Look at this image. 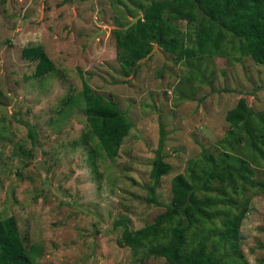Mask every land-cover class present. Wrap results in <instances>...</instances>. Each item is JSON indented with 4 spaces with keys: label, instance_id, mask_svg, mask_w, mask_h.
I'll return each instance as SVG.
<instances>
[{
    "label": "rangeland",
    "instance_id": "1",
    "mask_svg": "<svg viewBox=\"0 0 264 264\" xmlns=\"http://www.w3.org/2000/svg\"><path fill=\"white\" fill-rule=\"evenodd\" d=\"M148 1L0 0V212L14 216L27 249H39L34 264H166L148 254L149 244L137 251L121 244L118 223L135 231L164 211L147 200L161 132L170 168L155 196L167 203L174 175L203 167L205 155L224 149L227 110H264V64L240 56L230 43L225 56L180 62L159 48L126 76L114 29ZM37 45L54 65L42 76H34L37 60L22 56L23 48ZM84 81L105 98V113L120 110L132 122L113 160L100 150L97 158L89 155L98 140L84 137L91 132ZM238 157L253 171L252 184L212 181L207 194L220 203L212 219L194 221L183 248L219 235L225 213L243 211L237 238L219 253L236 251L234 264H264V161L242 144L228 162ZM158 237L153 243L166 239Z\"/></svg>",
    "mask_w": 264,
    "mask_h": 264
},
{
    "label": "trees",
    "instance_id": "2",
    "mask_svg": "<svg viewBox=\"0 0 264 264\" xmlns=\"http://www.w3.org/2000/svg\"><path fill=\"white\" fill-rule=\"evenodd\" d=\"M131 12L132 17L141 14L140 18L127 29L120 27L130 20L121 22L114 29L116 58L126 76L136 70L138 60L155 44L180 62L205 54L225 56V44L230 43L232 50L240 56H249L255 63L264 64V0H149L146 4L141 3L136 12ZM227 17L229 23L223 24ZM178 20L185 22V28L178 25ZM22 56L37 60L34 76H42L54 68L42 46L25 47ZM83 99L91 131L84 137L94 140L89 137L93 134L98 140V146L89 155L97 158L100 150L113 160L132 122L120 110L105 113V98L93 94L86 81L83 82ZM225 119L229 129L224 149L216 156L205 155L203 167L174 175L170 181L171 199L167 203L159 202L155 196V187L170 168L161 154L164 138L161 132L159 147L151 163L153 183L147 187V200L163 206L164 211L152 223L135 231L119 221L124 225L119 238L121 244L133 251L149 244L148 254L164 258L166 264L235 263V247L231 245L235 252L229 254L226 250L219 253V246L237 238L243 211L233 215L225 213L219 235L202 236L187 250L183 248L194 221L212 219V209L220 203L219 199L207 194L212 181L226 184L239 181L242 186L252 184L253 171L246 159L238 157L232 163L228 162L234 147L242 144L250 155L264 161V110L237 105L227 110ZM28 134L34 138L33 127H29ZM161 233L166 239L153 243ZM38 253L37 247H25L14 216H3L0 212V264H34Z\"/></svg>",
    "mask_w": 264,
    "mask_h": 264
},
{
    "label": "water",
    "instance_id": "3",
    "mask_svg": "<svg viewBox=\"0 0 264 264\" xmlns=\"http://www.w3.org/2000/svg\"><path fill=\"white\" fill-rule=\"evenodd\" d=\"M140 16H141V14H137L136 16H134V17H131V19H130V21L126 24V25H124V26H122V27H120L121 29H127L128 27H130L132 24H134L137 20H138V18H140ZM96 34V33H95ZM94 34V35H95ZM93 35V36H94ZM154 51H156V52H158V53H161L160 52V50H159V48H158V46L157 45H153V47H152V49L142 58V59H146L147 57H149V55L151 54V53H153ZM141 60V59H140ZM139 61V60H138Z\"/></svg>",
    "mask_w": 264,
    "mask_h": 264
},
{
    "label": "clouds",
    "instance_id": "4",
    "mask_svg": "<svg viewBox=\"0 0 264 264\" xmlns=\"http://www.w3.org/2000/svg\"><path fill=\"white\" fill-rule=\"evenodd\" d=\"M156 45V44H155ZM159 48V47H158Z\"/></svg>",
    "mask_w": 264,
    "mask_h": 264
}]
</instances>
